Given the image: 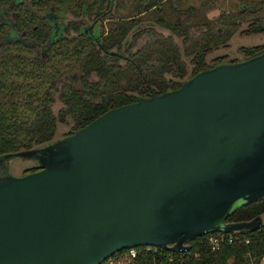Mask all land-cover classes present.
I'll use <instances>...</instances> for the list:
<instances>
[{"label": "water", "instance_id": "obj_1", "mask_svg": "<svg viewBox=\"0 0 264 264\" xmlns=\"http://www.w3.org/2000/svg\"><path fill=\"white\" fill-rule=\"evenodd\" d=\"M32 156L36 170L9 169ZM264 195V50L107 108L45 145L0 154V264H99L138 244L186 247Z\"/></svg>", "mask_w": 264, "mask_h": 264}, {"label": "trees", "instance_id": "obj_2", "mask_svg": "<svg viewBox=\"0 0 264 264\" xmlns=\"http://www.w3.org/2000/svg\"><path fill=\"white\" fill-rule=\"evenodd\" d=\"M131 1L124 14L126 6L120 0L114 11H107L104 0H0V154L50 143L56 139L58 122L68 117L73 124L65 135L109 107L149 95L152 87L162 92L179 86L205 67L238 60L226 55L206 59L212 49L228 45L237 22L221 11L218 19L229 25L221 30L212 24V19L203 18L201 6L211 8L214 0H202L200 6L190 4L185 9L180 6L181 0ZM49 3L75 14L81 11L89 16H114V20L99 39L85 31L77 19H70L55 32L47 17L39 13ZM245 8L256 12L264 8V0L244 1L238 10L246 11ZM141 14L151 23L183 34V41L189 38L191 24L206 25L186 45L196 52L190 73L180 45L171 34H163L152 24L133 32L132 40L126 44L129 30L145 20ZM189 17L191 20L186 21ZM245 30L264 31V15L255 16ZM141 33L147 35L146 40L131 47ZM240 47L242 58H246L263 51L264 43ZM57 90L63 104L56 112L53 103ZM40 166L36 160L25 172ZM258 214L262 221L254 229L203 231L189 237L186 247L138 244L134 260L136 264L258 263L264 254V195L238 206L228 216L229 220H240ZM213 236L220 237L216 246Z\"/></svg>", "mask_w": 264, "mask_h": 264}, {"label": "rangeland", "instance_id": "obj_3", "mask_svg": "<svg viewBox=\"0 0 264 264\" xmlns=\"http://www.w3.org/2000/svg\"><path fill=\"white\" fill-rule=\"evenodd\" d=\"M125 4L124 10L122 13H127L129 11V7L132 3L131 0H120ZM167 1V0H164ZM252 2L253 0H214L213 6L211 8H206L205 5L201 6V12L203 13V18L212 19V24L217 26L219 29H223L224 27H228L227 23L220 22L218 19V15L223 13L225 17L228 19H236L237 22L234 24L235 29L232 32L231 36L228 38V45H221L209 51L206 55V59L208 61H212L214 57L220 55H226L228 59H240L244 57V52L241 49V45H253L257 43H264V31H246L245 29L248 27L249 23L255 16L264 15V8L258 9L256 12H248L246 11H239L238 9L241 8L242 2ZM261 2L263 0H260ZM190 4L195 6H200L202 4V0H181L180 6L185 9ZM165 5H169V2H166ZM62 13V21L68 22L70 19H77L80 21L81 25L84 26L88 23L95 22L99 24L100 29H108L110 21L114 20V16L104 17L103 19L99 18L98 20L94 21L95 15H88L86 12L79 11V14H75L71 12L69 9L64 10ZM145 15V14H141ZM191 20L189 17L186 21ZM147 21V17L145 15L144 22ZM143 22V23H144ZM142 23V22H141ZM155 28L162 32L163 34H171L174 40L180 45V49L182 52V58L185 59L188 65V73L192 70L194 65V57H195V50H189L186 45H189L190 41L194 37H197V34L205 28L204 24H193L191 25V32H189V38L187 41H183L184 35L178 34L176 31H172L169 27L161 25L159 23L155 24ZM133 28L129 30L128 36L129 38H133ZM194 31V32H192ZM147 37L145 33H141L137 36L134 40L131 47H137L139 44L143 42V40ZM63 102L59 96V91H55V100L53 103V108L57 112L58 109L62 106ZM73 120L71 117H68L67 121H59L57 132L55 138H59L64 136L71 128H72ZM37 158L32 156H22V155H15L9 159V169L16 174L24 173L28 170L32 165L36 163ZM259 263V262H258ZM121 264H136V262H124ZM250 264H257V263H250Z\"/></svg>", "mask_w": 264, "mask_h": 264}, {"label": "flooded vegetation", "instance_id": "obj_4", "mask_svg": "<svg viewBox=\"0 0 264 264\" xmlns=\"http://www.w3.org/2000/svg\"><path fill=\"white\" fill-rule=\"evenodd\" d=\"M26 1L31 2V1H34V0H26ZM104 1L107 2V4H108L107 11H110V10L114 11V9H115V7L117 5V0H104ZM63 11L64 10L60 6H57V5L52 4V3H49V5L46 8L40 10L39 13L41 15H44L45 17H47V19L49 20L50 24L53 26L55 32H58V31L61 30V27L66 24V22L62 21L63 15H62V13H60V12H63ZM94 15H95L94 21L98 20L99 18H101V19H103L104 17H108L109 18V16H104L103 17L102 15H96V14H94ZM141 22H139L138 26L136 25L135 27H132L133 28L132 30H134L133 32H135L136 30L141 29V28H143V27H145V26H147L149 24H152V25L155 26V24L157 23V22L156 23L155 22L151 23L148 20L146 22H144V20L141 21ZM110 24H111V21H110ZM110 24H109V26H110ZM191 25H193V24H191ZM191 25L189 26L188 33L191 32V28H190ZM83 27H84L85 31H88V32L92 33L97 39H99V37L102 35V33L107 32V30L109 29V27L106 30L100 29L99 28V24L95 23V22L88 23V24L84 25ZM205 28H206V25H205ZM192 32H194V31H192ZM131 40H132L131 38H128L126 40V44H129ZM145 40H146V38L143 40V42ZM142 43L139 44L138 46L142 45ZM227 220H229L228 217H227Z\"/></svg>", "mask_w": 264, "mask_h": 264}, {"label": "built area", "instance_id": "obj_5", "mask_svg": "<svg viewBox=\"0 0 264 264\" xmlns=\"http://www.w3.org/2000/svg\"><path fill=\"white\" fill-rule=\"evenodd\" d=\"M214 242L213 246L218 245L220 237L213 236ZM137 254L136 245L128 246L124 250L118 251L116 250L114 253L109 254L106 256V260L104 264H121L124 262L131 263L134 262V256ZM104 258V259H105ZM103 261V260H102ZM257 264H264V254L262 256V260Z\"/></svg>", "mask_w": 264, "mask_h": 264}]
</instances>
